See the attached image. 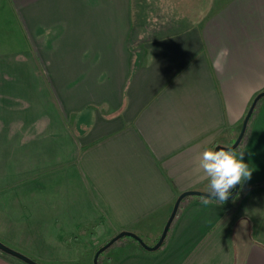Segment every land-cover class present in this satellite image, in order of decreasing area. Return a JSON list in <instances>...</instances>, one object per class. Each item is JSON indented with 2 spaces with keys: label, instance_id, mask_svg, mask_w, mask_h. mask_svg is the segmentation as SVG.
I'll return each mask as SVG.
<instances>
[{
  "label": "crops",
  "instance_id": "obj_1",
  "mask_svg": "<svg viewBox=\"0 0 264 264\" xmlns=\"http://www.w3.org/2000/svg\"><path fill=\"white\" fill-rule=\"evenodd\" d=\"M7 1L14 11L0 21L17 44L0 48V69L38 75L0 85L26 95L34 82L40 90L43 62L62 110L59 127L35 129L53 133L51 141L32 147L13 140L33 131L26 124H0V239L64 264L123 229L156 242L177 196L207 190L199 153L231 144L264 90L227 65L236 57L221 23L245 20L264 0ZM235 71L240 78H231ZM8 102L0 110H11ZM235 148L253 171L234 196L224 204L185 196L163 244L124 242L118 264H264V95ZM31 154L50 161V171L29 168ZM0 264L21 263L0 251Z\"/></svg>",
  "mask_w": 264,
  "mask_h": 264
},
{
  "label": "rangeland",
  "instance_id": "obj_2",
  "mask_svg": "<svg viewBox=\"0 0 264 264\" xmlns=\"http://www.w3.org/2000/svg\"><path fill=\"white\" fill-rule=\"evenodd\" d=\"M9 7L12 8L7 0H0V19L4 17V14H9V12L13 13L14 10L13 9L10 10ZM246 7L249 8L248 6ZM250 7L251 10H253V12L245 20H242L238 16H236L234 20L223 21L221 23L227 25L226 27L228 28V31L225 33H227V36L232 38V45H233L231 46V50H232L231 55L234 58L236 57L233 63H232V59L229 58L230 62L227 65L231 68L242 69L244 73H247L246 82H251L252 84L257 85V84H262L264 82V37H260V33H264V21L259 20L260 17L261 18L263 17L261 15V11L264 10V5L259 6L257 4H253ZM238 9L240 11H243L245 8L244 6H238ZM16 11L17 12L19 11L18 7H16ZM241 13L247 15V13H243V12ZM18 19L19 18L13 21L16 23H20ZM0 23H1L0 48L14 49V46L17 44V42L14 41L16 40V38L13 37V35H11V32L7 29V25L5 21H0ZM219 32L222 33L221 31ZM27 41L29 42V44H31L29 38H27ZM12 55L19 56V54H12ZM0 56H5V54H1ZM239 58L241 61H238ZM0 62H1L0 67L5 68L4 60L1 59ZM39 64L41 69H39L38 72L41 76H43L44 79V84L40 85L42 90L41 89L39 90V86H36L34 82H32L31 85H28L29 87L26 90L27 92L26 95L22 94V92L21 93L18 92V90L13 87L12 83L10 84L5 83L0 85V102L4 101V99L6 101L10 100L11 102L8 103H11L12 105L11 110H7V109L5 111L0 110V124H7V123L26 124V127L29 130H33V131H28L24 133H12V136H13V140L22 139L26 141L27 144H29V147H32L33 145L31 144L39 141H44V142L51 141L52 138L51 135L53 133L35 132V129L39 130L43 128L44 130H46L47 126L57 128L59 127V124H61L60 118L56 113L57 112L56 108L58 107L60 110H62V103L53 84H51V78L49 76L51 70L47 69L46 64L44 65L43 62H40ZM6 68L7 69H0V80L1 78L8 76L19 78L20 75L22 76L26 75L27 77L30 76L32 79H35L34 76L38 75L36 74L35 70H33L31 73L29 72V70H27L26 74H24L23 70L21 72V70L18 67L17 68L12 67L9 64H7ZM235 73L236 76L231 78H240L239 74L241 72L235 71ZM19 114L21 118H19ZM16 136L17 138H15ZM35 149L39 150L40 148H31L28 149V151ZM34 154L31 155L35 157ZM61 156L62 154L60 155V157ZM48 159L51 160L50 158ZM43 160L40 158L36 159V157L35 158L28 157V167L30 168V165H32V166H36L37 168L43 169L44 171H50L49 169H51L52 164L50 163V161L43 163ZM84 231L85 230H81V232ZM91 231L98 232V229H92ZM140 234L139 235L144 239V241L147 244L153 243V240L149 239L148 234H145L143 232H140ZM72 237L73 236H66L65 241L70 244L69 241H72L74 239ZM128 241L134 242L136 244H141L138 242V240H136L131 236L128 235L122 236L101 252V254L99 255V263L118 264L119 259L125 252V248L122 247V244ZM95 251H96L95 248L91 250H87V249L82 250L81 251L82 253L79 254L80 255L79 258L75 260L73 264H94L93 258ZM24 253L28 254L32 258L42 263L64 264V262H48L45 260H41L40 258H35L36 256H33L28 252H24ZM11 256L21 264H29L18 257H15L13 255Z\"/></svg>",
  "mask_w": 264,
  "mask_h": 264
},
{
  "label": "clouds",
  "instance_id": "obj_3",
  "mask_svg": "<svg viewBox=\"0 0 264 264\" xmlns=\"http://www.w3.org/2000/svg\"><path fill=\"white\" fill-rule=\"evenodd\" d=\"M244 152L232 146L205 147L197 157L198 170L202 172L201 179L208 181L207 195L202 197V203L217 201L224 204L237 185H243L251 179L252 168L244 162Z\"/></svg>",
  "mask_w": 264,
  "mask_h": 264
},
{
  "label": "water",
  "instance_id": "obj_4",
  "mask_svg": "<svg viewBox=\"0 0 264 264\" xmlns=\"http://www.w3.org/2000/svg\"><path fill=\"white\" fill-rule=\"evenodd\" d=\"M264 95V90H261L260 92H258L256 94V96L254 97V99L252 100L251 102V105L249 106L245 116H244V119H243V122H242V126H241V129H240V132L239 134L237 135L235 141L231 144V145H228V146H232V147H236L239 145V143L241 142L243 136H244V133H245V130H246V127H247V124H248V121H249V118L254 110V107L258 101V99ZM216 147H227V146H224V145H216ZM239 186L240 185H237L235 189L232 190V194L230 197L234 196L238 189H239ZM206 191L205 190H200V189H187V190H184L182 191L176 198L175 202H174V205H173V208H172V211L167 219V221L165 222L164 224V227L162 229V232L159 236V238L157 239V241L154 243V244H147L144 239L139 235L137 234L136 232L132 231V230H127V229H123V230H120L118 233H116L114 236H112L111 238H109L104 244H102L101 246H99L97 248V250L95 251V254H94V264H98V257L100 255V253L106 249L108 246H110L114 241H116L117 239H119L120 237L122 236H125V235H128V236H131L133 238H135L136 240H138L146 249L148 250H155V249H158L162 243L164 242L165 240V237L167 235V232L170 228V225L177 213V210H178V207L180 205V202L182 200L183 197L187 196V195H190V194H197V195H207L205 194ZM229 197V198H230ZM0 249L6 253H9L15 257H18L22 260H24L25 262L29 263V264H49V263H42L40 261H37L36 259L32 258L31 256H29L28 254L22 252L21 250L19 249H16L10 245H8L7 243H5L3 240L0 239ZM54 264H62V263H54Z\"/></svg>",
  "mask_w": 264,
  "mask_h": 264
},
{
  "label": "trees",
  "instance_id": "obj_5",
  "mask_svg": "<svg viewBox=\"0 0 264 264\" xmlns=\"http://www.w3.org/2000/svg\"><path fill=\"white\" fill-rule=\"evenodd\" d=\"M261 97H262V96H261ZM233 141H234V140H233ZM240 143H241V142H240ZM240 143H239V144H240ZM183 198H184V197H183ZM102 244H104V243H102ZM102 244H101V245H102ZM162 244H163V243H162ZM101 245H99V246H101ZM99 246H98V247H99ZM96 250H97V249H96ZM0 251H2V250L0 249ZM5 253H6V252H5ZM7 254H8V253H7ZM100 254H101V253H100ZM98 264H100V263H99V257H98Z\"/></svg>",
  "mask_w": 264,
  "mask_h": 264
},
{
  "label": "flooded vegetation",
  "instance_id": "obj_6",
  "mask_svg": "<svg viewBox=\"0 0 264 264\" xmlns=\"http://www.w3.org/2000/svg\"><path fill=\"white\" fill-rule=\"evenodd\" d=\"M234 141H235V140H234ZM234 141H233V142H234ZM233 142H232V143H233ZM232 143H231V144H232ZM231 144H228V145H231ZM217 145H223V144H217ZM228 145H224V146H228ZM214 148H215V147H214Z\"/></svg>",
  "mask_w": 264,
  "mask_h": 264
}]
</instances>
